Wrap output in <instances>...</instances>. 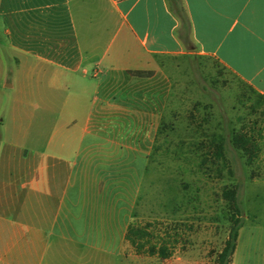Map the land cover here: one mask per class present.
Listing matches in <instances>:
<instances>
[{
    "label": "crops",
    "instance_id": "crops-1",
    "mask_svg": "<svg viewBox=\"0 0 264 264\" xmlns=\"http://www.w3.org/2000/svg\"><path fill=\"white\" fill-rule=\"evenodd\" d=\"M205 65L264 103V0H0V264L170 260L127 232L161 121L218 100L185 80ZM114 119L154 122L149 145L123 144ZM249 219L230 264H264V211Z\"/></svg>",
    "mask_w": 264,
    "mask_h": 264
},
{
    "label": "rangeland",
    "instance_id": "rangeland-1",
    "mask_svg": "<svg viewBox=\"0 0 264 264\" xmlns=\"http://www.w3.org/2000/svg\"><path fill=\"white\" fill-rule=\"evenodd\" d=\"M185 80L206 86L218 100L214 102L204 95L209 103L198 106L194 115L161 121L155 151L140 181L144 214L134 215L133 221L141 226L150 224L149 232L155 228L158 234L165 225L177 224L179 235L171 230L169 238L172 240L174 233L178 240L173 242L171 259L161 260V264H216L235 218L224 192L237 190L241 221L245 223L243 242L248 233V217L252 221L254 214L263 215V192L259 186L252 191L250 184L259 171L258 149L248 163L247 156L234 145L233 137L251 138L250 129L256 128L254 121L261 123L257 117L264 114V103L246 85L210 65ZM181 96L185 97L184 90ZM153 123L114 119L108 128L119 135L123 144L147 147ZM188 126L192 128L190 136L186 135ZM122 173L131 175V170L124 169Z\"/></svg>",
    "mask_w": 264,
    "mask_h": 264
},
{
    "label": "trees",
    "instance_id": "trees-1",
    "mask_svg": "<svg viewBox=\"0 0 264 264\" xmlns=\"http://www.w3.org/2000/svg\"><path fill=\"white\" fill-rule=\"evenodd\" d=\"M137 77H151L152 72H132L131 73ZM226 141L223 140L222 144L225 145ZM233 143L236 145L246 156L248 163L251 162L254 154L257 151V146L255 145V141L252 138H249L245 135H236L233 137ZM224 197L229 200L233 209V225L229 229L227 239L224 242V246L220 253L217 256L216 264H230L231 256L234 252L238 230L241 226V215L242 211L238 201V193L237 190L231 189L224 192ZM158 224V223H157ZM177 226V224H176ZM175 224L172 226L165 225L164 229L159 232L154 228L153 232H149L148 228L151 225H139L136 221H131L128 227L127 236L128 238L138 239L139 242L136 244L137 251L144 250L147 255H157L158 257L165 259L172 254L173 251V242H177L178 240L174 237L178 234L179 228L176 227ZM171 230L173 233L172 240H169ZM143 239V241H142ZM175 239V240H174ZM154 240V241H153Z\"/></svg>",
    "mask_w": 264,
    "mask_h": 264
}]
</instances>
